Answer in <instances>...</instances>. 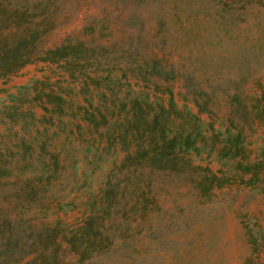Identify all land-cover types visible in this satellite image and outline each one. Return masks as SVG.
Segmentation results:
<instances>
[{"label": "rangeland", "instance_id": "1", "mask_svg": "<svg viewBox=\"0 0 264 264\" xmlns=\"http://www.w3.org/2000/svg\"><path fill=\"white\" fill-rule=\"evenodd\" d=\"M11 2L30 8L22 26L53 22L40 27H48L41 46L82 40L97 56L84 71L38 60L0 76V207L12 217L49 213L51 220L75 225L83 217L82 198L116 175L114 181L124 179L122 202L129 197L128 207L137 202L141 210L148 204L143 216L131 222L130 211L128 219H116L107 251L80 262L66 250L60 264H264V122L244 126L246 158H219L221 144L214 137L231 126L226 95L240 82V67L249 65L240 44L244 35L264 36V7L253 0ZM153 59L157 66L160 59L172 65L173 72L162 78ZM147 61L139 74L138 65ZM251 63L247 83L264 77V59ZM167 85L179 108L200 116L205 139L199 144L212 152L188 153L190 165L185 161L179 173L147 165L119 171L134 143L122 127L132 98L143 92L154 103L167 97ZM194 98L207 108L198 111ZM238 163L257 168L244 173ZM202 168L227 180L205 194L188 177L209 173ZM254 173L255 182H244ZM28 175H59L51 189L72 202L50 210L19 204V183ZM122 175H136V184L125 185ZM149 197L156 206L144 204ZM122 209L120 204L117 216Z\"/></svg>", "mask_w": 264, "mask_h": 264}, {"label": "trees", "instance_id": "2", "mask_svg": "<svg viewBox=\"0 0 264 264\" xmlns=\"http://www.w3.org/2000/svg\"><path fill=\"white\" fill-rule=\"evenodd\" d=\"M44 1L40 0V3ZM253 2L264 7V0H253ZM47 8L48 5H45L44 9ZM29 10L28 5H15L11 0L0 2V76L13 74L25 64L38 60L49 63L63 61L64 64L78 68L80 71L93 65V60L97 56L96 48L86 46L82 40L66 39L59 44L41 46L40 39L46 34L48 27L43 26L42 29L40 27L44 23L52 26L53 22L42 19L30 25H20V21L28 22L26 15L28 16ZM259 32L249 39L244 35L240 44L242 50H245V63L249 65L240 67V79L237 80L240 82H235L232 91L226 95L231 126L224 131L214 133V137L221 144L217 151L219 158L234 159L238 156L246 158L248 151L244 126L255 120L264 122V77L257 78L253 83L245 81V76L252 71L251 62L257 63L260 59H264L262 52L264 36ZM152 62H154V70L160 71L162 78H167L168 69L173 72V66L169 65L170 67L167 68L166 64H161V59L160 66H157V59H153ZM148 63L149 61L143 67L138 65L139 74L148 69ZM88 78L92 81L96 80L94 77ZM119 81L117 79V82ZM139 94L132 98L133 103L125 114V122L122 123V127L130 134L134 143L127 146V154L117 167L119 171L130 165L134 167L147 165L151 168L171 169L179 173L186 166L185 161L190 165V160L186 159L188 153L212 152L213 149L206 151L199 144L205 139L201 130L200 116L188 107L184 106L182 109L178 107L171 85L165 87L163 95L167 96L166 99L156 100L154 103L149 101L146 93L139 92ZM193 103L198 107V111L207 108V103L202 105L197 98L193 99ZM235 117L243 122V126L235 123ZM236 168L249 173L257 166L238 163ZM202 169L209 173L188 175V177L195 184V188L205 194L211 192L213 187L222 186L223 181L227 180L226 177H219L207 168ZM255 175L256 173L245 181L242 179L243 176L241 179L252 184L257 178ZM40 176L28 175L21 179L17 194L19 204L34 203L45 210H50L53 206L62 208L70 205L72 201L63 200L62 195L58 197L51 189L59 175ZM115 176L107 175L106 187H100L98 191L90 192L82 198L83 217L81 222L75 225L66 224L59 218L51 220L49 213L43 215V218L26 217L22 213L12 217L9 211L0 207V264H60L65 258L66 250L73 252L81 262L107 251L113 244L110 232L116 219L123 217L126 220L127 214L134 211V217L130 221L135 222L137 218L143 216L142 211L147 208V203L156 206V200L149 197L144 203L147 205L141 206L142 210L135 205L137 202L128 207L129 197L122 202L124 191L118 192L120 188L122 190L125 188L120 185L124 179L120 178L116 182ZM132 176L136 175H122L127 181L125 185L136 184V180L131 181ZM134 190L135 187L131 192L132 195L137 194ZM120 204L123 205V209L121 216H117Z\"/></svg>", "mask_w": 264, "mask_h": 264}]
</instances>
